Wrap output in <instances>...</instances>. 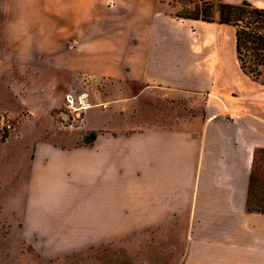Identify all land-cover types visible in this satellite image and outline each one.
Returning <instances> with one entry per match:
<instances>
[{
	"label": "crops",
	"instance_id": "0c3cea01",
	"mask_svg": "<svg viewBox=\"0 0 264 264\" xmlns=\"http://www.w3.org/2000/svg\"><path fill=\"white\" fill-rule=\"evenodd\" d=\"M70 90L91 102L77 128L60 125ZM159 97L181 110L155 111ZM2 115L0 208L13 221L0 228L16 244L264 264V208L250 203L264 181V83L241 70L232 25L169 0H0Z\"/></svg>",
	"mask_w": 264,
	"mask_h": 264
},
{
	"label": "rangeland",
	"instance_id": "374dc122",
	"mask_svg": "<svg viewBox=\"0 0 264 264\" xmlns=\"http://www.w3.org/2000/svg\"><path fill=\"white\" fill-rule=\"evenodd\" d=\"M178 14L191 12L194 3L191 0H176L172 2ZM216 18V16H214ZM153 109L157 112L162 110L171 112L180 107L169 100V102L158 100L151 102ZM186 109L183 112L188 115L193 110L188 101L184 102ZM180 112V111H179ZM2 141V140H0ZM250 196L251 206L264 208V181L253 179ZM1 199V198H0ZM5 219L10 223L13 214L0 208V220ZM152 236L156 237V234ZM19 239L16 233L6 228H0V264H182V259L177 260L176 255L168 260H163L165 254L152 249L145 251V244L133 246L124 242H115L98 245H73L63 243L59 245L46 244L45 241L37 240L34 244H16ZM67 240V238H66ZM146 256L147 259H144ZM185 264H191L185 262Z\"/></svg>",
	"mask_w": 264,
	"mask_h": 264
},
{
	"label": "trees",
	"instance_id": "16d2710c",
	"mask_svg": "<svg viewBox=\"0 0 264 264\" xmlns=\"http://www.w3.org/2000/svg\"><path fill=\"white\" fill-rule=\"evenodd\" d=\"M169 1L172 3L176 0ZM191 1L195 5L194 9L181 15L232 25L235 29V51L241 70L264 83V8L248 0L239 3L223 0ZM95 136L93 132L88 134L84 143H91Z\"/></svg>",
	"mask_w": 264,
	"mask_h": 264
},
{
	"label": "built area",
	"instance_id": "2783aa9c",
	"mask_svg": "<svg viewBox=\"0 0 264 264\" xmlns=\"http://www.w3.org/2000/svg\"><path fill=\"white\" fill-rule=\"evenodd\" d=\"M91 105L86 92L70 90L64 95V103L59 112L60 125L63 128H77L85 122V111ZM13 127L8 116H0V140H5Z\"/></svg>",
	"mask_w": 264,
	"mask_h": 264
}]
</instances>
